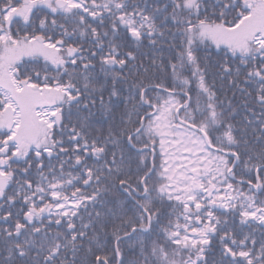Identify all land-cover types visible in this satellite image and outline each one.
I'll use <instances>...</instances> for the list:
<instances>
[{"label": "snow or ice", "instance_id": "snow-or-ice-1", "mask_svg": "<svg viewBox=\"0 0 264 264\" xmlns=\"http://www.w3.org/2000/svg\"><path fill=\"white\" fill-rule=\"evenodd\" d=\"M0 264H264V0H0Z\"/></svg>", "mask_w": 264, "mask_h": 264}]
</instances>
